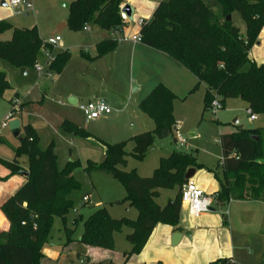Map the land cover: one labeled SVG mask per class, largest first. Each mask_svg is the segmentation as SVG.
Wrapping results in <instances>:
<instances>
[{
	"label": "trees",
	"instance_id": "1",
	"mask_svg": "<svg viewBox=\"0 0 264 264\" xmlns=\"http://www.w3.org/2000/svg\"><path fill=\"white\" fill-rule=\"evenodd\" d=\"M123 3L124 0L73 1L67 25L74 31L92 25L109 33L117 31L123 25L120 8ZM215 7L221 9L223 20L213 13ZM234 13L240 14L244 21L245 36L232 20L227 21ZM263 29L264 0H168L161 2L152 19L144 23L140 36L142 44L167 54L197 79L198 84L190 93H195L199 84L205 85V111L211 108L216 97L223 108L228 100L240 99L247 111L257 116L264 115V65L251 61L249 53ZM7 33H11V38L0 40V61L18 69L34 70L41 50H51L45 47L37 27L18 29L0 20V36ZM117 46L115 39L100 42L94 60L105 57ZM69 58L67 52L59 54L53 58L49 69L61 72ZM247 65L249 69L245 71ZM10 90L7 76L0 69V97ZM176 100L177 96L168 87L159 84L139 104V111L152 120L155 128L131 138L135 144L131 154L134 159H143L156 138H174ZM60 130L73 139L94 138L67 120L61 123ZM23 131L14 160H0V165L12 175L22 172L18 162L20 156L29 160L27 182L1 206L10 228L0 233V264H40L43 250L52 239L54 219L65 220L75 210L71 195L82 188L72 175L79 163L59 170L54 142L43 150L40 137L31 125L23 126ZM97 140L105 149L104 161L98 164L89 160L85 172L89 177L93 172H102L120 181L126 197L115 204H127L137 211L138 217L136 220H114L103 205L84 221L78 242L113 250L114 233L126 226L131 229L127 241L132 249L123 256L129 260L141 253L157 225L179 229L181 191L187 183L185 175L190 169L200 170L204 166L198 163L194 153L174 151L160 160L150 178H142L136 170L119 169L127 165L128 142L111 145ZM220 145L222 159L218 169L224 176L221 179L215 173L219 183V190L213 194L216 206L221 208L231 201L264 202V129H240L221 135ZM162 189L178 191L175 200L165 207L156 202ZM79 221H82L81 216L74 219L72 229L64 225L68 240L73 238ZM230 263L229 259H220L212 264Z\"/></svg>",
	"mask_w": 264,
	"mask_h": 264
},
{
	"label": "rangeland",
	"instance_id": "2",
	"mask_svg": "<svg viewBox=\"0 0 264 264\" xmlns=\"http://www.w3.org/2000/svg\"><path fill=\"white\" fill-rule=\"evenodd\" d=\"M67 1L76 0H32L34 12L29 13L22 8L0 7V20L7 21L18 29L37 27L42 39L47 42L59 24H67L70 13L69 9L63 6V4L69 3ZM161 1L167 2L168 0H155L153 2L144 0L146 6L149 7L152 5L156 7ZM154 10L144 7L142 11L134 16L133 21L126 24L127 26L123 24V28L126 26L123 37L130 39L136 34L140 35L141 26L138 23L141 19L151 20L147 17H151ZM213 13L223 20L219 7H215ZM231 20L242 35L245 24L240 14L234 13ZM100 34H102L101 29L94 25L90 26V32L88 33L83 30L74 31L69 27L64 28L59 34L61 42L58 46L47 51L41 50L37 58V64L46 69L43 73L29 69L26 75L22 76L21 69L6 61H0V69L6 74L8 82L19 93L27 108L22 115H16L12 120L21 117L24 125H32L40 136V148L43 150L46 149L51 139L55 141L59 170L65 169L67 165L72 163L80 164L73 170L72 175L82 185V188L71 195V200L74 202L78 214L72 210L65 220L55 218L52 230L53 240H50L51 244H59V248L56 247L57 251L60 249L58 252H61L64 246L70 248L64 251L57 261H54V259L52 264H91L88 259H85V261L81 258L83 262L81 263L77 258V252L80 253L84 248L80 245L78 239L83 233L84 221L103 205L114 220H136L138 217L137 211L127 204H115L116 202H122L126 197L125 189L120 181L102 172H93L90 177L85 172L87 161L90 160L95 163L104 161V149L97 139L111 145L128 142L126 148L128 154L126 158L127 165L120 167L121 171L136 170L140 177L150 178L159 167L161 159L169 157L174 151H183L194 153L197 156L198 163L204 166V169L200 170L202 172L197 174L194 181L207 175H209L207 180L210 181V179L216 180L215 173L221 179L224 176L221 169H218L219 160L222 159L221 135L235 133L240 129H264V115H257L255 121H250L247 106L240 99L228 100L223 110L217 111L216 114L210 109L205 111V85L199 84L195 93L189 92L187 97L175 103V118L178 124L174 130L175 141L173 137L156 138L153 146L154 151L147 153L141 160L134 159L131 154L135 144L131 141V138L152 131L155 128L152 120L143 115L137 105L139 99L153 85L155 78L153 74L158 69V65L153 63L151 58H147L144 62L135 66L133 71L138 80L134 84L138 88L141 87V89L133 93L134 84L131 85L130 68L118 67L119 60L118 58L115 60L112 55L96 59L97 61L94 60L97 56L95 41ZM7 36L8 34L0 36V40H7ZM255 51L257 55L258 53L264 55V46L258 52L257 49ZM64 52L69 53L70 58L61 72L46 67L48 55H52L54 58ZM257 55L254 54L253 57ZM249 59L253 61L250 56ZM260 59L256 58L255 60L261 62ZM178 66L187 74L189 80H192V88H190L192 90L198 82L186 68L181 64ZM248 69L249 65L244 68L245 71ZM163 85L165 84L163 83ZM100 86L105 88L109 95L116 97V104L111 106L113 116L109 122H103L102 120L88 121L78 108L69 104L70 97L77 98L80 102L87 101L94 95V91H98L97 89ZM10 95L11 91L6 92L2 98L0 97V124L11 111L12 104L9 103L8 99ZM16 99H13L12 102ZM16 101H18L17 106L19 108L24 107L19 99ZM51 117L54 123L55 120L67 119L85 129L94 138L87 141L73 138L66 139L62 136L60 130L55 129L52 122H48V118L51 119ZM235 120L238 124H235ZM177 133L186 139V145L176 140ZM21 135L24 136L23 129ZM19 146V139L14 137L9 128L5 129L0 136V160L13 161L15 150ZM18 162L22 168L28 169L29 160L26 156H20ZM177 195V190L162 189L158 201L162 205H169ZM85 196H89L90 203L84 205L83 197ZM214 204L216 205V203ZM240 204L250 205L251 208L244 213L240 212L238 216H235V222L231 226L229 224L233 236L237 239V251L236 256L233 257V263L264 264V203L231 201L229 204L217 208L220 213L217 212L214 215L220 214L221 216V213L227 212V215H229L227 218L229 219L232 205L234 207V205L238 206ZM79 215H81L82 221H79L73 238L67 240L64 225L72 229L74 219ZM130 232L131 229L126 226L115 232L113 250L101 251L96 258L97 262L109 260L111 263L124 264L123 253L130 252L132 249V245L127 241V235ZM92 257L94 260V254H92Z\"/></svg>",
	"mask_w": 264,
	"mask_h": 264
},
{
	"label": "crops",
	"instance_id": "3",
	"mask_svg": "<svg viewBox=\"0 0 264 264\" xmlns=\"http://www.w3.org/2000/svg\"><path fill=\"white\" fill-rule=\"evenodd\" d=\"M5 1L8 4L7 0ZM149 1L153 2L155 0H149ZM67 2H69L68 4H71L73 1H67ZM160 3L158 4V6L160 5ZM124 6H129L131 9V16L127 17L128 20L126 24H128L130 21H133L134 16H136L137 13L142 11L144 7H147L148 9H151V10L155 9L153 11V15L156 9L158 8V6L155 7V5H152L150 7L146 6L144 0H124V3L120 7L121 10L122 8H124ZM0 7L2 6L0 5ZM2 8H6V7H2ZM153 15L147 18L152 19ZM26 16H28V14H26ZM147 20L148 19L146 20L141 19L140 21H144V22L150 21V20L148 21ZM126 26H124V28L121 27L117 31H114L111 33L101 30L102 34H100L98 38L95 37L97 38V40L95 41V49L97 47V44H99L100 42L107 40V39H115L118 42L117 48L106 56L112 55L115 58V60H117L118 58L119 60L118 67H125L126 69L130 68L131 76H132V80H130L131 85L136 83L138 80L136 79L134 71H133L137 64H141L147 58H151L153 60V63L158 65L157 67L158 69L155 70V73L153 74V77H155L154 83L150 87V89H148L144 93V95L139 99V103L137 107L152 92V90L157 85L163 84V83L177 96L176 101H179L184 97H187V94H189L191 90L190 88H192V80L190 81L187 74H185L179 68L178 65H180V63L173 60L167 54L151 49L145 46L144 44H142L141 42H134L132 40L133 37L130 39L124 38L123 32ZM83 31L87 33L90 32V27H88V30H83ZM7 34H8L7 40H9L11 38V33H7ZM242 36H245V30ZM262 46H264V29L258 38V42L251 48L250 53H249L250 58L254 62L260 65H264V55L263 54L261 55L259 53L257 55L255 50L257 49V52H258ZM254 54H256L257 56L253 57ZM256 58H261L260 59L261 62L260 61L257 62L255 60ZM11 88H12V90H10L11 95L8 97L9 103L12 104V100L17 98V100L19 99L20 102L24 104L23 100L20 98L19 93H17L12 86ZM140 89L141 87L138 88L134 84L132 92L133 93L138 92L140 91ZM97 90H98L97 92L94 91V95L91 98H89L87 101H84V102H80L77 98L70 97L69 104L76 108H78V106L81 104H85V103L96 101V100H105L110 105V107L113 106V104H116V97L114 95H109L105 88L100 86ZM205 93H206V87H205ZM16 94L18 95L17 97H16ZM176 101L174 102V118H175ZM26 110L27 108H26V105L24 104V107L20 108L19 113L17 115H22ZM112 116H113V110L110 115L103 116L96 121L102 120L103 122H109L111 121ZM17 119L21 121V127L19 130L20 134H19V137H17V139L19 138L23 139L21 132H22L23 126H26V125L23 124L21 117ZM52 120H53L52 117L51 119L48 118V122H52ZM65 120L67 119H63L59 121L55 120V123L52 122V124L54 125L55 129L60 130L61 123ZM175 121H176V118H175ZM235 124H238V123H235ZM27 125H30V124H27ZM177 125L178 124L176 122V128H177ZM61 134L66 139H71L65 136L62 132ZM19 142L21 143L20 140ZM51 142H54L55 144V141L51 139L49 143L47 144V147L49 146ZM55 153H56V147H55ZM103 153H104L103 154L104 155L103 159H104L105 149ZM102 161H99V162H102ZM99 162H96V163H99ZM0 169H1L0 170V233H3L9 230L10 224L8 220L6 219V217L4 216V214L2 213L1 206L10 197H12L18 191L20 187H22L27 182L29 173H28V169L26 168H22V172L16 175H12L11 172L5 167H3L2 165L0 166ZM200 170H196L195 176L193 177L191 181L196 183L208 195L213 196V194H215L219 190V183L218 181L214 179H210V181L207 180V178H209L207 176L209 175L194 181L197 174L199 172H202ZM173 201L174 199L171 200V202ZM156 202L161 207L166 206V205H162L161 203H159L158 199L156 200ZM233 202L264 203V202H258V201H248V202L233 201ZM212 208L215 209V212L210 211L209 213L203 214L198 217H194L189 213L188 208L182 204V208L180 212L179 229H174V228H171L165 225H157L154 228L149 241L147 242L146 246L141 251V253L138 255H133L132 257L129 258V260H126L123 256L125 253L124 252L122 255L123 263L124 264H212L220 259H229L230 261L233 262V257L236 256V251H237V246H236L237 239L233 236L232 231L229 228V224L231 226V224L235 222V219H236L235 216H238L240 212L244 213L247 209H250L251 206L250 205L244 206L240 204L238 206L234 205L233 207L232 205L231 217H229V219L227 218V216L229 215H227L226 213H221L222 214L221 216H223V218H221L220 214H217V216H215L214 213H217V212L220 213V212L217 211L218 207H216L215 204H213ZM73 212L78 214L77 210L76 212L75 211ZM176 233H179L182 237L180 241L178 242V244L173 246L172 238ZM187 234L190 237L187 236ZM52 240L53 239H51V241ZM50 242L48 243V245H46V247L43 250L44 258L41 260L40 264H52V261L54 259H55L54 261H57L59 256L64 251H66L68 248H70L68 246H64V248H62V251L58 252L60 249L57 251L56 247H58L59 244L54 245V244H51ZM80 245L84 247L82 248L80 253L77 252V258L80 261H81V258H83L84 260L85 259L90 260L91 264H116V263H111L109 260H104L103 262H97L96 258L98 254L101 253V251L104 252L106 250L95 248V247H90V246H85L82 244ZM92 254H94V260H93ZM81 263L83 262L81 261Z\"/></svg>",
	"mask_w": 264,
	"mask_h": 264
},
{
	"label": "built area",
	"instance_id": "4",
	"mask_svg": "<svg viewBox=\"0 0 264 264\" xmlns=\"http://www.w3.org/2000/svg\"><path fill=\"white\" fill-rule=\"evenodd\" d=\"M8 4L12 8H22L26 12H34V6L32 4V0H9ZM121 16H122L123 24L125 25L128 18L126 15L122 13ZM144 23H145L144 21H140L139 25L142 27ZM84 30H88V27L84 28ZM132 40L134 42H141V36L136 35L132 38ZM60 42H61L60 36L55 35L52 36L47 42L44 41V45L45 47L47 46L53 48L55 46H58ZM43 50L47 51L46 48H44ZM52 60H53V56L48 55V60L46 63L47 68L50 67ZM35 71L39 73H43L46 71V69L36 64ZM16 100L12 102V109L14 111L11 110L10 113L5 118V120L0 124V135L5 129L8 128L9 122L14 118V116L17 115V113L20 110V108L17 106L18 101ZM78 108L85 115L88 121H96L101 117L110 115L112 113V108L105 100L91 101L79 105ZM210 110H213L214 114H216L217 111L223 110V105L217 97L212 102ZM248 113H249L250 121H255L257 119L256 115L252 114L251 111H248ZM176 140L181 142V144L186 145V139L183 138L179 133H177L176 135ZM181 202L184 206L188 208L189 213L192 216L198 217L210 212V209L215 203V197L208 195L196 183L190 180L182 188ZM83 203L84 204L90 203L89 196H85L83 198ZM74 211L76 212V209ZM230 264H235V263L231 261Z\"/></svg>",
	"mask_w": 264,
	"mask_h": 264
},
{
	"label": "water",
	"instance_id": "5",
	"mask_svg": "<svg viewBox=\"0 0 264 264\" xmlns=\"http://www.w3.org/2000/svg\"><path fill=\"white\" fill-rule=\"evenodd\" d=\"M0 5H1L2 7H7V6H8V4L6 3L5 0H0ZM63 6H64L65 8H67V9H70L71 4H67V3H66V4H63ZM121 13L124 14V15H126L127 17H130V16H131V9H130V7H129V6H124V8H122V10H121ZM230 20H231V16H228V17H227V21H230ZM66 27H67L66 24H59V25L57 26V28L55 29V31L52 33V36L59 35V34L61 33V31H62L64 28H66ZM26 73H27V70H26L25 68H22V69H21V75L25 76ZM235 123H237V121H235ZM20 127H21V121H20L19 119H15V120H12V121L9 122V126H8V128L10 129L11 132H13V134H14V136H15L16 138L19 137V134H20V132H19ZM19 140L22 141V138H19ZM256 140H257V138H256ZM154 150H155V148H154V147H151V148L147 151V153H151V152L154 151ZM195 173H196V170H195V169H190V170H188V172H187L186 175H185V180H186L187 182H189L190 180H192L193 177L195 176ZM171 203H172V202H170L169 205H170ZM210 211L215 212V209H214V208H211ZM187 236H189V235L187 234ZM181 237H182V236H181L179 233H176V234L173 236V238H172V245L175 246L176 244H178V242L180 241ZM189 237H190V236H189Z\"/></svg>",
	"mask_w": 264,
	"mask_h": 264
}]
</instances>
